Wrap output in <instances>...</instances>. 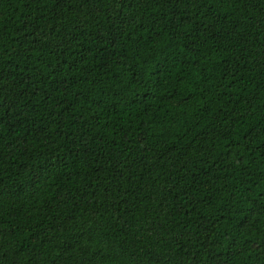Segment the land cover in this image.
Masks as SVG:
<instances>
[{"label": "trees", "instance_id": "trees-1", "mask_svg": "<svg viewBox=\"0 0 264 264\" xmlns=\"http://www.w3.org/2000/svg\"><path fill=\"white\" fill-rule=\"evenodd\" d=\"M0 264H264V0H0Z\"/></svg>", "mask_w": 264, "mask_h": 264}]
</instances>
